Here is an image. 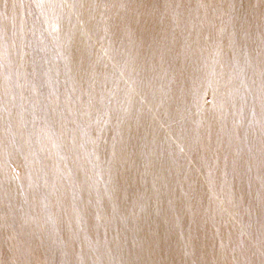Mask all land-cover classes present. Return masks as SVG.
Here are the masks:
<instances>
[{
	"label": "rangeland",
	"instance_id": "1",
	"mask_svg": "<svg viewBox=\"0 0 264 264\" xmlns=\"http://www.w3.org/2000/svg\"><path fill=\"white\" fill-rule=\"evenodd\" d=\"M9 2L0 264H264V0Z\"/></svg>",
	"mask_w": 264,
	"mask_h": 264
},
{
	"label": "bare ground",
	"instance_id": "2",
	"mask_svg": "<svg viewBox=\"0 0 264 264\" xmlns=\"http://www.w3.org/2000/svg\"><path fill=\"white\" fill-rule=\"evenodd\" d=\"M20 1V0H19ZM19 1L17 0V2L19 3ZM63 1V0H62ZM87 1V0H86ZM97 1V0H96ZM96 1H94L93 0V2H96ZM8 2H9V0H8ZM11 2H12V6L14 7H8V10H9V12H11L12 10H15V0H11ZM21 3V2H20ZM86 3V2H85ZM9 4H10V2H9ZM11 5V4H10ZM9 5V6H10ZM18 5V4H17ZM2 6V5H1ZM20 6V5H19ZM22 6V5H21ZM77 7V6H76ZM18 8V7H17ZM16 8V9H17ZM21 8V7H20ZM22 9V8H21ZM75 9H77V8H75ZM86 11V10H85ZM84 11V12H85ZM77 12V11H76ZM89 12H90V10H89ZM7 13H8V11H7ZM86 13V12H85ZM84 13V14H85ZM93 13V15H94V11L92 12ZM87 14V13H86ZM80 15V14H79ZM85 17V16H84ZM2 74V73H1ZM14 187V186H13ZM16 215H18V216H24V208H22V211L20 210V209H18L17 208V210H16ZM23 225V224H22ZM11 228V227H10ZM7 231V230H6ZM27 237V236H26ZM4 239H6V238H4ZM5 260H6V262H9L10 261V256L9 255H6V257H5Z\"/></svg>",
	"mask_w": 264,
	"mask_h": 264
}]
</instances>
